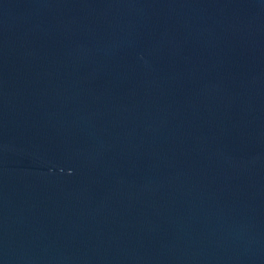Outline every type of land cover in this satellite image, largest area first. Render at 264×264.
Wrapping results in <instances>:
<instances>
[{
  "label": "water",
  "instance_id": "95a60500",
  "mask_svg": "<svg viewBox=\"0 0 264 264\" xmlns=\"http://www.w3.org/2000/svg\"><path fill=\"white\" fill-rule=\"evenodd\" d=\"M0 264H264V214L135 177L0 116Z\"/></svg>",
  "mask_w": 264,
  "mask_h": 264
}]
</instances>
